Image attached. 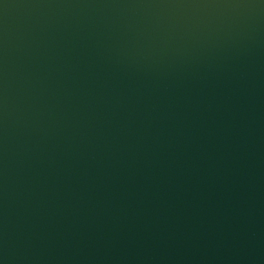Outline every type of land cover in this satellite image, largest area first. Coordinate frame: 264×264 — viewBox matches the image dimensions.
Segmentation results:
<instances>
[{"label":"water","instance_id":"obj_1","mask_svg":"<svg viewBox=\"0 0 264 264\" xmlns=\"http://www.w3.org/2000/svg\"><path fill=\"white\" fill-rule=\"evenodd\" d=\"M0 264H264V0H0Z\"/></svg>","mask_w":264,"mask_h":264}]
</instances>
